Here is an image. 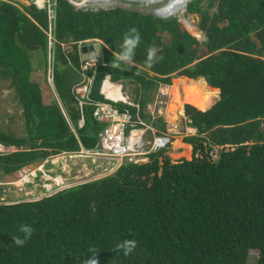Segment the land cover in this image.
<instances>
[{
	"label": "trees",
	"instance_id": "16d2710c",
	"mask_svg": "<svg viewBox=\"0 0 264 264\" xmlns=\"http://www.w3.org/2000/svg\"><path fill=\"white\" fill-rule=\"evenodd\" d=\"M187 12L197 18L202 41L176 16L57 0L51 20L47 9L0 0V80L15 93L27 125L21 137L0 128V143L18 149L0 155V264H83L94 255L100 264H264V0H192ZM132 27L141 35L132 63L110 67ZM90 39L104 44L92 102L106 101L100 90L110 75L135 86L139 109L114 105L134 120L139 110L165 134L167 120L146 113L147 103L160 83H173L179 93L167 111L175 119L184 88L192 104L179 124L197 131L188 137L192 155L173 158L167 143L148 161L125 162L102 178L40 198L16 195L9 180L31 165L50 168L55 155H92L82 151L99 142L104 125L94 120L93 104L67 117L49 81L54 53L61 97L65 74L56 62L80 69L78 45ZM153 45L162 58L149 66ZM28 185L36 195L37 186L45 189ZM22 224L34 231L20 247L13 237H23ZM125 239L137 241L129 256L115 249Z\"/></svg>",
	"mask_w": 264,
	"mask_h": 264
},
{
	"label": "rangeland",
	"instance_id": "374dc122",
	"mask_svg": "<svg viewBox=\"0 0 264 264\" xmlns=\"http://www.w3.org/2000/svg\"><path fill=\"white\" fill-rule=\"evenodd\" d=\"M73 4L80 6L85 9H110L114 7H121L125 9H131L135 11H139L142 13L152 12L160 14V16L168 18L171 16L178 17L180 24L187 29L194 37H199L202 39L203 33L199 28V22L195 15H191L186 10L187 2L184 0H70ZM189 1V0H188ZM186 2V4H184ZM17 5H21L17 3ZM194 20V21H193ZM193 21V22H192ZM121 84L123 88V92H127L131 98L136 95L135 86L126 85L122 81H116ZM192 82L187 83L188 85ZM8 82L4 80H0V128L5 131H10L14 133L16 136L21 137L27 134V125L25 121V117L23 114V109L20 103L17 100V97L12 89L8 87ZM160 87H164L165 90L161 92L166 95V100H164V96H160V102L155 103V101L148 102L149 113L152 115L153 110V117H157L160 115L159 109L161 107H166V112L169 105L172 101L176 100L178 96L174 84L173 83H160ZM126 90V91H125ZM160 91V90H159ZM179 93V92H178ZM185 89L181 90V95L183 99V105L180 108V113H184L185 105L190 103L189 100L185 98ZM57 94V92H56ZM116 97H121L116 93H113ZM122 94V93H121ZM155 95H158V92H155ZM177 95V96H176ZM57 97V95H56ZM192 104V103H190ZM185 114V113H184ZM183 114V115H184ZM178 121V122H177ZM171 120L169 123L170 132L167 134L169 138L174 140L171 142V149L168 151V154L173 158H179L181 156H188L192 155L191 146L188 143L187 139L188 135L185 131H180L177 134V128L179 127V120ZM188 130H193L189 127ZM183 128V127H182ZM184 128V129H185ZM151 135V136H150ZM147 133L146 142L144 143L143 147L149 146V143H155L153 132ZM162 135H158L160 137ZM171 140V141H172ZM179 140V141H177ZM178 142V145L174 146V142ZM257 140L248 142V143H256ZM245 144V143H243ZM152 146L154 144H151ZM179 146V148H177ZM175 147V148H174ZM17 148H15L16 150ZM18 150V149H17ZM127 159H124L126 161ZM52 162V166L50 168H45L44 163L41 164H33L31 165L26 172H21L19 174V178L17 180H9V184L13 185L17 188L14 194L16 195H24L28 193H33V198H40L43 196H48L51 193H56L66 187L77 185L86 180L92 179H99L104 176L109 175L110 173L113 174L115 169H117V160L114 158H108L106 156L102 157H95L93 155H80V154H61L55 155L50 158ZM41 172V173H40ZM34 183H43L45 189H41L39 186L37 191L39 192L38 195L35 194L36 186L32 189V186L28 184ZM41 193V194H40ZM10 193H4L2 196H7ZM13 194V193H12ZM32 197V196H31Z\"/></svg>",
	"mask_w": 264,
	"mask_h": 264
},
{
	"label": "built area",
	"instance_id": "2783aa9c",
	"mask_svg": "<svg viewBox=\"0 0 264 264\" xmlns=\"http://www.w3.org/2000/svg\"><path fill=\"white\" fill-rule=\"evenodd\" d=\"M9 3L17 5L27 4L35 5L38 9H47L50 14V19L54 20L55 18V9L57 5V0H3ZM53 21L50 28L53 29ZM98 41V40H93ZM92 42V41H86ZM84 42L79 43V49ZM81 55V53H80ZM51 58V68L49 72V81L55 90L54 78H53V68L52 62L54 61V53L50 54ZM97 67V62L92 60H85L81 55V64L78 71L82 74V81L78 82L72 87V94L78 104L80 111L83 112L85 105L92 103L94 106L93 109V118L100 124L104 125V129L99 134V142L97 146L92 151H82L83 153L92 154L95 157L106 156L108 158H114L117 160V167L121 165L124 159L127 158L128 161L141 162L146 160L145 158L139 159V155L146 154L148 151H144L142 148V143H139L134 148H129V145L126 144L128 131L130 136L136 131L137 124L140 123L141 119L138 116L137 121L134 120L132 114L129 111H121L111 103L105 101L92 102L91 92L94 85L95 79V70ZM109 83L111 86L116 85L114 81L111 80L110 76H107L104 83ZM55 92V91H54ZM101 93L105 94L104 86L101 89ZM57 98L62 106V100L58 94ZM107 98H109L106 95ZM128 101V97L124 98ZM63 107V106H62ZM84 123V116L80 119V125ZM147 130V129H145ZM144 131H142L143 133ZM162 139V138H160ZM157 145V142H156ZM156 148V147H155ZM132 149V151H131ZM17 150V149H16ZM13 146H5L0 143V155L16 151Z\"/></svg>",
	"mask_w": 264,
	"mask_h": 264
},
{
	"label": "clouds",
	"instance_id": "9594fccd",
	"mask_svg": "<svg viewBox=\"0 0 264 264\" xmlns=\"http://www.w3.org/2000/svg\"><path fill=\"white\" fill-rule=\"evenodd\" d=\"M190 1H192V0H189L188 2H187V4L190 2ZM187 4H186V10H187ZM155 15H157V13L155 12L154 13ZM157 16H159V15H157ZM161 17V16H160ZM203 33V32H202ZM197 37V36H196ZM200 41H202L203 40V38H204V33H203V37H202V39H200L199 37H197ZM93 40H98V41H93ZM86 41H92V42H86ZM80 42H84V44L81 46V49H82V47L84 46V45H86V44H93V43H96V42H100L101 44H102V48L104 49V44H103V42L101 41V40H99V39H90V40H84V41H80ZM140 42H141V35H140V33H139V31L137 30V28H135V27H132V28H130L129 29V31L127 32V33H125L124 34V37H123V44H122V51L120 52V53H118V54H115V60L109 65L110 67H112V68H119L120 67V64L121 63H124L125 65H130L131 63H132V60H133V55H134V50L137 48V46L140 44ZM80 49V50H81ZM103 52H104V50H103ZM81 54H82V51H81ZM82 57H83V54H82ZM162 57H159L158 56V48L155 46V45H153L152 47H150L149 49H148V55H147V60H146V63L149 65V66H151L152 64H154L155 62H157L159 59H161ZM84 59V58H83ZM85 60H91V59H85ZM93 61V60H92ZM96 62V61H95ZM69 64H71V63H69ZM76 70H78L73 64H71ZM107 76H110V75H107ZM106 76V77H107ZM111 77V76H110ZM106 79V78H105ZM105 79H104V81H105ZM111 80H112V78H111ZM104 81H103V83H102V86H101V89H102V87L104 86V88H105V85H106V83H104ZM112 81H114V80H112ZM115 83H116V85L118 84V82H116V81H114ZM77 84V83H76ZM123 88L122 87H120V91H121V93H122V95H123V98H121V99H117V100H115V99H113V98H111V97H109L108 95H107V93H106V95L109 97V98H107L106 97V95L105 94H103V93H101V94H103L104 95V97H105V99H106V101L105 102H108V103H111L112 105H114V103H118V102H123V103H126V104H130V105H133V106H135V107H137L138 109H139V105L138 104H133V99L130 97V95L127 93V92H123V90H122ZM160 90V91H159ZM55 92H57V90H56V86H55V90H54ZM126 91V90H125ZM162 91V87H160L159 86V89H158V95L156 96V95H154L155 96V98H154V100L153 101H155V103H158V102H160V96L162 95V96H164L165 97V95H164V93L163 92H161ZM100 92H101V90H100ZM56 94V93H55ZM57 94H58V92H57ZM59 95V94H58ZM74 97V96H73ZM126 97H128V101H126L124 98H126ZM61 98V97H60ZM75 99V98H74ZM75 102H76V100H75ZM161 103V102H160ZM148 104V103H147ZM61 105V104H60ZM78 105V104H77ZM63 106V107H62ZM62 109H63V111H64V113L66 114V116H67V108H66V106H65V104H64V102H63V100H62ZM115 106V105H114ZM116 107V106H115ZM165 107V106H164ZM166 107H167V103H166ZM118 108V107H117ZM119 109V108H118ZM150 109H149V106L147 105L146 106V111H149ZM79 111H80V108H79ZM131 113V112H130ZM152 115H153V110H152ZM159 113H160V115L159 116H163L164 117V120H167V122H166V125H167V132L164 134V133H162L159 129H158V127H155L152 123H150V122H147L144 118H142L141 117V115L139 114V110H138V112H136V114H135V118H136V121H137V119H138V116L140 117V119H141V121H140V123H138L137 124V128H136V131L137 132H141V136H140V138L138 139V140H136V141H133L132 140V136H130V132L128 131V134H127V140H126V144L127 145H129V148H134V147H136V145L137 144H139V143H142V148H143V150L144 151H148V153H150V152H152V151H154V150H157V149H159V148H162V147H164L167 143H170L171 144V142H173L174 140H172L171 138H169L168 136H167V134L170 132V130H168L169 129V123L168 122H171V120H175V121H177L176 119H178V118H175V119H172L171 117H169V118H166L167 116H169L168 115V112H165V113H163L162 112V108L161 109H159ZM184 113H185V111H184ZM184 113H180L181 115H177V117L179 116V117H185V114ZM132 114V113H131ZM148 114H150V112L148 113ZM184 114V115H183ZM151 115V114H150ZM151 115V116H152ZM132 116H133V114H132ZM159 116H157V117H159ZM68 117V116H67ZM157 117H153V118H157ZM185 119H186V117H185ZM179 120V119H178ZM151 121H155V120H152L151 119ZM178 122V121H177ZM179 127L180 128H177L176 130H177V134H179V132L180 131H185V133H187V137H189V136H193V135H196L197 134V131H196V129L195 128H193V127H189V126H186V127H189V128H191V129H193V130H188V128H185L184 130L183 129H181V126H180V124H179ZM145 129H147V130H145ZM142 131H144L143 133H142ZM135 132V131H134ZM153 132V135H155V138H154V142L155 143H151V144H154L153 146L149 143V146L148 147H146V145L143 147V145H144V143L146 142V136H147V133L150 135V133H152ZM157 134L158 135H162V136H160V137H157ZM132 135H133V133H132ZM151 136V135H150ZM160 138H162V139H160ZM188 139V138H187ZM172 140V141H171ZM156 142H157V145H156ZM188 143L191 145V143H190V141H188ZM192 146V145H191ZM156 147V148H155ZM131 151H132V149H131ZM148 153H146V154H141V155H139L138 157H139V159H141V158H145L146 160H143V161H141V162H134V161H128V160H126V161H124L123 160V162L121 163V165L119 166V167H117V169H119L122 165H123V163H125V162H133V163H137V164H139V163H142V162H146V161H148V157H147V154ZM172 157V156H171ZM181 157H186V158H190V157H187V156H181ZM127 159V158H126ZM116 164H118V163H116ZM117 169H115V171L117 170ZM114 173V172H113ZM111 174V173H110ZM93 180V179H92ZM86 181H89V180H86ZM86 181H83V182H86ZM82 183V182H81ZM79 184V183H78ZM33 231H34V229H33V227L32 226H30V225H28V224H22V225H20V227H19V232L20 233H22L23 234V237L21 238L20 236H16V237H13V241H14V243H15V245H17V246H20V247H22V246H24V244L31 238V236H32V234H33ZM136 247H137V241L136 240H134V239H125V240H123V241H121V242H119L118 244H116L115 245V249H116V251H122V253H123V255L124 256H129V255H131L133 252H134V250L136 249ZM90 251H92V252H95V249H90ZM83 264H100V261H99V259L94 255V256H92V257H90V258H88V259H86L84 262H83Z\"/></svg>",
	"mask_w": 264,
	"mask_h": 264
},
{
	"label": "water",
	"instance_id": "95a60500",
	"mask_svg": "<svg viewBox=\"0 0 264 264\" xmlns=\"http://www.w3.org/2000/svg\"><path fill=\"white\" fill-rule=\"evenodd\" d=\"M160 16V14H157ZM84 59H91L93 61H101L104 58L102 44L96 42L93 44H86L81 49ZM62 70H64V81L59 84L61 98L70 113H78L79 106L75 102L72 94V87L82 81V74L76 70L71 64L64 63L62 60L56 62Z\"/></svg>",
	"mask_w": 264,
	"mask_h": 264
},
{
	"label": "bare ground",
	"instance_id": "6f19581e",
	"mask_svg": "<svg viewBox=\"0 0 264 264\" xmlns=\"http://www.w3.org/2000/svg\"><path fill=\"white\" fill-rule=\"evenodd\" d=\"M184 1L188 2V0H184ZM186 2L184 4H186ZM120 87H121L120 83H118L117 85H114V86H111L109 83H106L104 91L107 93V95L109 97L117 100V99L123 98V95L121 94V91H120ZM113 93H116L117 95H120L121 97H119V96L116 97ZM140 136H141V132L135 131V132H133L132 140L136 141V140H138L140 138Z\"/></svg>",
	"mask_w": 264,
	"mask_h": 264
},
{
	"label": "crops",
	"instance_id": "0c3cea01",
	"mask_svg": "<svg viewBox=\"0 0 264 264\" xmlns=\"http://www.w3.org/2000/svg\"><path fill=\"white\" fill-rule=\"evenodd\" d=\"M162 90H165V88L164 87H162ZM166 96V95H165ZM164 100H166V97H164ZM162 108V112L163 113H165L166 112V104H165V107L163 106V107H161ZM166 118H169V116H167ZM178 119L180 118L179 116L177 117ZM178 119H176V120H178ZM177 141H179V140H177ZM175 145H178V142H174V146ZM191 146V145H190ZM175 148V147H174ZM177 148H179V146L177 147ZM191 148H192V146H191ZM191 152H192V149H191ZM188 157V156H187ZM180 158V157H179Z\"/></svg>",
	"mask_w": 264,
	"mask_h": 264
}]
</instances>
